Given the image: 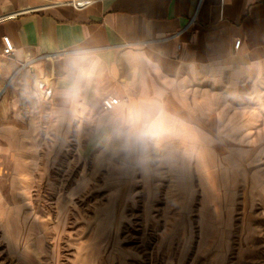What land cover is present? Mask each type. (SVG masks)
Instances as JSON below:
<instances>
[{
  "label": "crops",
  "instance_id": "obj_1",
  "mask_svg": "<svg viewBox=\"0 0 264 264\" xmlns=\"http://www.w3.org/2000/svg\"><path fill=\"white\" fill-rule=\"evenodd\" d=\"M67 1L0 0L8 256L59 264L43 253L29 200L39 153L73 148L76 184L102 181L112 198L126 196L115 184L126 193L139 183L152 199H198L202 249L188 263L250 260L264 247V0H102L82 10ZM109 95L120 102L105 110Z\"/></svg>",
  "mask_w": 264,
  "mask_h": 264
},
{
  "label": "rangeland",
  "instance_id": "obj_2",
  "mask_svg": "<svg viewBox=\"0 0 264 264\" xmlns=\"http://www.w3.org/2000/svg\"><path fill=\"white\" fill-rule=\"evenodd\" d=\"M80 154L73 148L39 153V179L29 201L45 233L44 255H53L59 264H90L94 249L95 264H200L188 263V256L202 249L198 199H152L139 191V183L126 193L123 184H115L116 195L126 196L112 198L107 183H75ZM254 252L239 262L233 252L229 264H264V247ZM0 264H21L8 256L1 241Z\"/></svg>",
  "mask_w": 264,
  "mask_h": 264
},
{
  "label": "built area",
  "instance_id": "obj_3",
  "mask_svg": "<svg viewBox=\"0 0 264 264\" xmlns=\"http://www.w3.org/2000/svg\"><path fill=\"white\" fill-rule=\"evenodd\" d=\"M102 1V0H68L67 3L72 6L73 8L77 10H82L90 5H92L95 2ZM54 4H58V2H54ZM3 42V51L2 55L5 57H12L15 52V47L12 42V40L8 36L2 37ZM240 45V40H237L234 44L235 48H238ZM60 54H43L40 55L39 58L46 61H52L59 57ZM29 62H22L20 63L17 71L29 66ZM120 102V99L117 96H107L103 98L102 100V108L105 110H110L114 108L118 103Z\"/></svg>",
  "mask_w": 264,
  "mask_h": 264
}]
</instances>
